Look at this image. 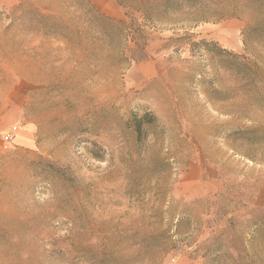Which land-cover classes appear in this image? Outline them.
I'll list each match as a JSON object with an SVG mask.
<instances>
[{"label":"rangeland","instance_id":"rangeland-1","mask_svg":"<svg viewBox=\"0 0 264 264\" xmlns=\"http://www.w3.org/2000/svg\"><path fill=\"white\" fill-rule=\"evenodd\" d=\"M0 264H264V0H0Z\"/></svg>","mask_w":264,"mask_h":264},{"label":"trees","instance_id":"trees-1","mask_svg":"<svg viewBox=\"0 0 264 264\" xmlns=\"http://www.w3.org/2000/svg\"><path fill=\"white\" fill-rule=\"evenodd\" d=\"M94 11V10H93ZM97 15V14H96ZM256 26V24H254ZM253 26V27H255ZM193 46L198 47L203 52L212 53L214 56L219 57V66L222 68H229L235 71H241L242 64L238 60L241 59V56L228 52L219 47H215L214 44L210 41L201 40L197 43H193ZM211 46H214L215 50L210 49ZM216 51V52H214ZM232 62V63H231ZM156 121V119L151 115H144L140 118L136 116L133 118L132 128L136 134L137 141H141L142 136L144 135V126H150Z\"/></svg>","mask_w":264,"mask_h":264},{"label":"built area","instance_id":"built-area-1","mask_svg":"<svg viewBox=\"0 0 264 264\" xmlns=\"http://www.w3.org/2000/svg\"><path fill=\"white\" fill-rule=\"evenodd\" d=\"M15 130V128H13V131ZM11 138H12V134L11 133H9V134H6L4 137H3V139L5 140V141H9V140H11Z\"/></svg>","mask_w":264,"mask_h":264}]
</instances>
